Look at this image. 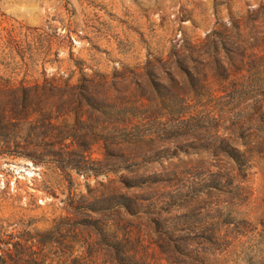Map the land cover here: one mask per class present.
<instances>
[{"label":"rangeland","instance_id":"obj_1","mask_svg":"<svg viewBox=\"0 0 264 264\" xmlns=\"http://www.w3.org/2000/svg\"><path fill=\"white\" fill-rule=\"evenodd\" d=\"M122 261L264 264V0H0V264Z\"/></svg>","mask_w":264,"mask_h":264},{"label":"trees","instance_id":"obj_2","mask_svg":"<svg viewBox=\"0 0 264 264\" xmlns=\"http://www.w3.org/2000/svg\"><path fill=\"white\" fill-rule=\"evenodd\" d=\"M84 167H86V168H90V167H92V168H93V166L90 165V164H87V166H84ZM120 203H121V202H118L116 205H122V204H120ZM122 264H127V263L122 261Z\"/></svg>","mask_w":264,"mask_h":264}]
</instances>
